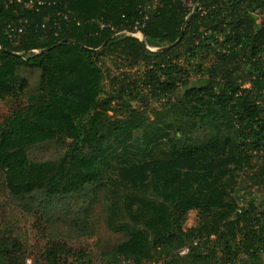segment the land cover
Wrapping results in <instances>:
<instances>
[{
    "label": "trees",
    "instance_id": "16d2710c",
    "mask_svg": "<svg viewBox=\"0 0 264 264\" xmlns=\"http://www.w3.org/2000/svg\"><path fill=\"white\" fill-rule=\"evenodd\" d=\"M6 1L0 0V103L16 106L0 116V174L9 198L28 217L85 231L107 192V227L128 239L106 264L121 257L146 264L185 246L192 264H210L218 253L209 246L213 236L225 258L244 253L264 264V215L253 204L240 210L235 195L246 169L264 155V21L253 16L264 0H193L198 8L191 15L181 0H157L142 30L145 44L92 20L130 30L140 6L154 0H63L57 8L67 4L81 25L71 21L59 36L55 8L34 13L27 0L7 8ZM12 22L24 26L18 39L9 37ZM183 28L181 41L162 51ZM208 52L212 62L191 68ZM109 57L145 65L148 95L171 101L179 94L172 114L205 133L180 127L171 136L174 123L160 125L147 108L131 109L137 96L126 86L113 82L105 90L102 63ZM238 70L246 71L251 88H242ZM116 102L128 115L119 114ZM259 172L264 177V165ZM191 211L201 222L187 232ZM188 238L198 240L187 244ZM202 245L211 251L201 253ZM11 247L0 246V264L15 261ZM69 255L52 247L46 260L66 264Z\"/></svg>",
    "mask_w": 264,
    "mask_h": 264
},
{
    "label": "rangeland",
    "instance_id": "374dc122",
    "mask_svg": "<svg viewBox=\"0 0 264 264\" xmlns=\"http://www.w3.org/2000/svg\"><path fill=\"white\" fill-rule=\"evenodd\" d=\"M253 16L258 24H262L264 21V10L258 9ZM155 50L158 49L155 48ZM213 59L214 57L210 52L203 53L199 59L192 62L191 68H196L197 64L207 66ZM179 63L188 66L183 59ZM260 63L264 67V56ZM102 65L105 71V90L110 89L113 82H115L117 88L126 86L128 92H133L137 96L136 101L131 105V109L147 108L151 120L160 125L162 124L161 121L174 123L175 127L170 131L167 130L171 136L180 127H186L191 132L197 133L195 136L205 133L202 128H197V126L191 128L192 122L185 123L184 119H179V121L177 119L178 116L172 114L171 103L173 104L178 100L179 94L172 97L171 101L169 98L152 99L148 95V89L144 81L147 70L145 65L123 63L114 57L104 58ZM195 72L192 73V76L199 78L196 69ZM236 75L242 88H251L252 84L246 82L249 81L246 71L238 70ZM15 106L16 103L14 101L1 102V118L9 116ZM114 106L115 109L120 111L119 114L128 115L129 111L123 110L117 102L114 103ZM263 165L264 155H257L253 165L247 168L246 173L242 175L238 190L235 193L240 210L247 209L253 204L257 208L256 212L264 215V177L257 176ZM9 197V192L0 174V246L8 244L11 247L14 243H18L15 247H11L10 250L13 258H15L12 259L15 260L13 264H50L46 260V253L52 247H61L71 251L66 264H106L110 252L118 244L128 239L125 233L112 232L107 227V192H101V201L95 206L92 213V224L85 231H79L63 222L48 224L41 221L38 217H28L24 209L17 202L14 203ZM200 222L198 211H191L184 225V230L187 232L193 231L199 227ZM187 240V244H191L198 239L188 238ZM219 244L217 236L209 239V246L214 247L218 252L217 257L210 264H251L252 261L244 253H240L236 261L225 258V246L219 247ZM179 250L180 248L170 254L160 252L156 261L147 262L146 264H192V255L181 256ZM208 251H211V249L205 248L204 245L200 247L201 253L206 254ZM81 255L83 257L79 259ZM261 261L264 262V254ZM202 262L199 264H202ZM11 263L12 261L8 264ZM115 264L134 263L132 260H126L121 257ZM252 264L254 263L252 262Z\"/></svg>",
    "mask_w": 264,
    "mask_h": 264
},
{
    "label": "built area",
    "instance_id": "2783aa9c",
    "mask_svg": "<svg viewBox=\"0 0 264 264\" xmlns=\"http://www.w3.org/2000/svg\"><path fill=\"white\" fill-rule=\"evenodd\" d=\"M12 2H13L12 0L10 2L6 1L5 7L7 8ZM18 2L22 3V0H18ZM181 2L187 8L190 15L193 13L194 10L198 8V4L193 2V0H181ZM62 3L63 0H27L25 2V6L28 10L34 13H40L43 10L49 8H55L56 15L58 16V19L55 20V26L57 28L55 34L56 36H59L60 31L63 29V26L65 24H68L71 21H77V24L81 25V21L77 20L74 12L72 11V9L69 8L67 4L64 6L63 10L57 8L60 4L62 5ZM156 5H157V0H154L152 3H146L144 6H140V11H139L140 19L133 24L132 29L130 30L123 29L121 31H118L114 25H112L111 23L108 24L104 20H100V19L92 20V22H96L101 30L110 29L114 33V36L125 34V35L135 36L141 41H145V36L142 30L146 26V23L149 19V13L156 8ZM25 23H28L27 19L25 20ZM42 27L45 28V25L43 24ZM8 32L10 38L18 39V37H20V35L24 32V26L22 25L17 26L14 22H12L8 25ZM32 52L38 53L39 51L33 50ZM189 252H190V246H185L180 249L179 254L181 256H186L189 254Z\"/></svg>",
    "mask_w": 264,
    "mask_h": 264
},
{
    "label": "water",
    "instance_id": "95a60500",
    "mask_svg": "<svg viewBox=\"0 0 264 264\" xmlns=\"http://www.w3.org/2000/svg\"><path fill=\"white\" fill-rule=\"evenodd\" d=\"M195 11H196V10H194L193 13H194ZM193 13H192V14H193ZM184 31H185V28H183V30H182V34H181V37L177 40L176 43H174V44L171 45V46H167V47L161 48V50H162V51H164V50H168V49H170L171 47L175 46L178 42H180L181 39H182V37H183ZM143 42H144V44H145V41H143ZM148 50L151 51V52H155V51H157V50H155V49H150V48H148Z\"/></svg>",
    "mask_w": 264,
    "mask_h": 264
}]
</instances>
